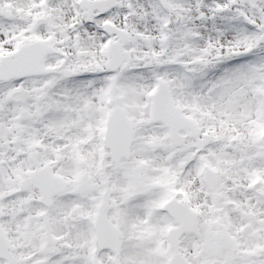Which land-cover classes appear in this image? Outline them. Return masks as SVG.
<instances>
[{
    "label": "snow or ice",
    "instance_id": "snow-or-ice-1",
    "mask_svg": "<svg viewBox=\"0 0 264 264\" xmlns=\"http://www.w3.org/2000/svg\"><path fill=\"white\" fill-rule=\"evenodd\" d=\"M0 264H264V0H0Z\"/></svg>",
    "mask_w": 264,
    "mask_h": 264
}]
</instances>
